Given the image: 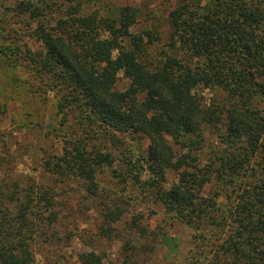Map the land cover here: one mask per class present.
<instances>
[{"label": "trees", "instance_id": "obj_1", "mask_svg": "<svg viewBox=\"0 0 264 264\" xmlns=\"http://www.w3.org/2000/svg\"><path fill=\"white\" fill-rule=\"evenodd\" d=\"M88 1L53 8L51 0H14L5 9L19 27L0 17V35L13 44L0 53L29 73L41 95H55L62 125L74 130L65 135L73 175L100 197L98 173L116 157L96 142H130L125 148L140 150L149 175L142 182L140 172L137 183L192 231L185 264H264V0H176L166 31L138 29L135 6L90 13ZM28 20L36 49L19 42ZM157 44L163 48L155 56ZM121 75L128 79L123 90ZM204 83L225 99L206 106L197 91ZM160 132L180 145L179 155ZM208 134L219 142L211 170L200 165ZM63 165L51 167V176H62ZM170 172L177 180L167 185ZM44 183L0 180V264L35 263L40 225L57 198V187ZM102 207L101 234H116L124 207L117 199ZM126 246L135 248L132 240ZM84 260L103 264L101 256Z\"/></svg>", "mask_w": 264, "mask_h": 264}, {"label": "rangeland", "instance_id": "obj_2", "mask_svg": "<svg viewBox=\"0 0 264 264\" xmlns=\"http://www.w3.org/2000/svg\"><path fill=\"white\" fill-rule=\"evenodd\" d=\"M62 1L51 0L53 8ZM175 2L89 0L84 7L90 13L98 11L100 14H110L118 7L132 5L140 10L138 29L154 27L166 31V17ZM13 4L14 0H0V13H5L0 17L5 25L16 23L19 27L20 18H14L12 12L5 9ZM34 25L33 20H28L18 38L20 43H27L36 49L37 44L30 37ZM2 45L13 46L8 38L0 35ZM162 48V44H157L151 51L157 56ZM32 82L24 68L10 66L0 53V157L4 160L0 167V180H16L19 185L40 180L49 189L57 187V198L53 200L55 208L52 206V214L40 225L35 246L36 261L33 264H85L86 257L96 256L103 258V264H185L192 231L172 219L166 213L164 204L147 190L146 185L135 180L140 172H144L140 175L142 182L149 178L139 156L140 150L135 145L127 150L125 145L130 142L122 146L103 140L96 142L103 149L105 146L111 147L116 160L113 166L103 167L98 173L97 180L103 192L101 196L91 197L83 181L73 175L71 158L68 160L71 144L65 135L74 130H69V123L62 125L55 95H41ZM127 86L128 79L121 75L117 87L123 90ZM197 91L206 106L226 97L224 91L207 83L200 85ZM260 108L264 110V99ZM160 136L169 141L176 155L182 152L174 138L162 132ZM218 143L214 135H207L205 148L200 153V165L204 169L211 170L212 151ZM147 144L144 138L143 146ZM61 163H64L63 175L52 177L54 170L51 167L55 168ZM123 177L128 179L127 184L122 182ZM165 178L167 185H171L177 180V174L170 172ZM210 188L208 186L207 190ZM109 199H117L124 211L120 221L115 224L117 233L104 236L99 230L103 224L102 206ZM129 240L133 241L135 248H127L126 242ZM142 244L149 249L140 251Z\"/></svg>", "mask_w": 264, "mask_h": 264}]
</instances>
